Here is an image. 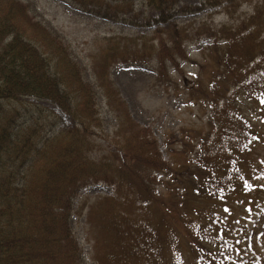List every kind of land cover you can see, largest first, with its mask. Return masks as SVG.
<instances>
[{
    "label": "trees",
    "instance_id": "trees-1",
    "mask_svg": "<svg viewBox=\"0 0 264 264\" xmlns=\"http://www.w3.org/2000/svg\"><path fill=\"white\" fill-rule=\"evenodd\" d=\"M64 1L118 19L138 0ZM140 1L157 17L136 23L175 18L171 31L145 45L108 38L85 70L26 0H0V264H84L75 214L94 264H264V0L245 17L230 9L239 0ZM213 8L226 21L176 24ZM147 49L163 86L181 91L183 63L198 66L192 85L210 106L203 129L166 135V155L112 79L122 64L156 72ZM98 184L112 195H82Z\"/></svg>",
    "mask_w": 264,
    "mask_h": 264
},
{
    "label": "rangeland",
    "instance_id": "rangeland-1",
    "mask_svg": "<svg viewBox=\"0 0 264 264\" xmlns=\"http://www.w3.org/2000/svg\"><path fill=\"white\" fill-rule=\"evenodd\" d=\"M35 14L41 19L49 29L64 37L73 55L77 57L78 62L85 67L88 53L92 49L102 43L107 35L123 34L144 36L150 33L146 29H136L126 24H110L107 21L93 18L77 8H73L63 0H26ZM263 0H239L238 3L231 6L234 16L248 15ZM196 1L188 0L186 3L193 5ZM140 5V4H137ZM140 8V6H139ZM209 10L197 16H186L182 14L181 21H192L200 18L212 19L215 24L224 22L228 17L223 10ZM145 12L149 15L150 10L144 7ZM186 18H189L187 20ZM194 48H191L193 50ZM190 76L186 80V84L192 83V75L198 72V68L193 65L186 66ZM151 72L144 68L136 70V67H121L113 74L115 83L120 88L123 97L129 102L130 107L136 119L144 125L153 127L159 139L163 141V132L168 129H176L180 126H188L201 124L205 119L204 110L195 102H185L175 96L174 89L167 92L162 85H156V81L152 78ZM155 76V75H153ZM184 80V79H183ZM182 80V81H183ZM158 83V82H157ZM103 117L106 131L112 132L115 121L108 116L103 110ZM264 159V154L262 156ZM91 194H109L110 191L105 186L94 187L90 190ZM256 197H264L261 193H257ZM73 228L80 246L86 250L87 256L90 252L86 248L84 236V219H73ZM234 236H237L234 234Z\"/></svg>",
    "mask_w": 264,
    "mask_h": 264
}]
</instances>
